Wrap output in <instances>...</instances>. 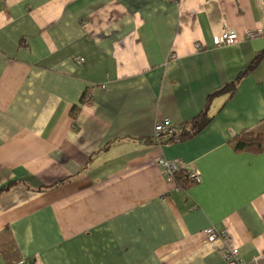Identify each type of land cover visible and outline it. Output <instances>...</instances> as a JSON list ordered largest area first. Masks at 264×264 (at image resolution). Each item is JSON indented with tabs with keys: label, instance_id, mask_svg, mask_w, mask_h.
<instances>
[{
	"label": "crops",
	"instance_id": "0c3cea01",
	"mask_svg": "<svg viewBox=\"0 0 264 264\" xmlns=\"http://www.w3.org/2000/svg\"><path fill=\"white\" fill-rule=\"evenodd\" d=\"M225 29L239 41L215 45ZM255 29L264 0H0V189L13 182L0 192V264H226L223 245L244 261L262 254L264 148L233 146L264 133V59L245 72L264 50L263 35L244 38ZM233 81L199 133L155 134ZM159 156L200 182L175 190ZM210 226L225 239L206 242Z\"/></svg>",
	"mask_w": 264,
	"mask_h": 264
},
{
	"label": "built area",
	"instance_id": "2783aa9c",
	"mask_svg": "<svg viewBox=\"0 0 264 264\" xmlns=\"http://www.w3.org/2000/svg\"><path fill=\"white\" fill-rule=\"evenodd\" d=\"M262 35L264 36L260 29L246 30L244 38L254 39ZM239 39L240 37L234 30L225 29L222 33L213 38V43L217 46L232 45L237 43ZM196 47L199 48V44L196 43ZM170 57H172V55H170ZM77 60L81 62L83 61V58L80 57ZM174 130L173 126L169 125L168 119H161L154 126V132L156 135L162 131L173 133ZM156 163L158 164L164 179L168 183H171L175 190L182 189L180 184L176 182V176L182 172L183 178L188 182L198 183L201 180V174L196 168L192 167L190 164L180 162L179 159H168L164 156H159L156 158ZM202 233L206 242H214L217 239L224 240L226 237L224 230H217L212 226L204 228ZM220 254L226 264H260L261 262H264V252L248 261H244L239 255L238 248L229 247L227 245L221 246ZM30 264L34 263L30 262Z\"/></svg>",
	"mask_w": 264,
	"mask_h": 264
},
{
	"label": "trees",
	"instance_id": "16d2710c",
	"mask_svg": "<svg viewBox=\"0 0 264 264\" xmlns=\"http://www.w3.org/2000/svg\"><path fill=\"white\" fill-rule=\"evenodd\" d=\"M262 59H264V50L255 54L252 58L249 66L246 68L245 72L251 71ZM244 72V73H245ZM237 86V81H233L221 87L219 90H216L208 94L205 104L201 111L193 117L191 120L183 122L180 128H177L173 133H169L167 141L171 140H187L197 133H199L211 120L208 116V107L212 98L219 93H229L232 94ZM73 111V110H72ZM72 113V112H71ZM75 115H73L74 117ZM233 146L236 150H248L252 152L261 151L264 148V133L257 131H245L237 134L233 139ZM183 172L176 176V182L180 184L183 189H187L190 186L194 185V182H188L183 178ZM15 183V182H14ZM13 182H10L6 186L0 189V192L9 188Z\"/></svg>",
	"mask_w": 264,
	"mask_h": 264
}]
</instances>
